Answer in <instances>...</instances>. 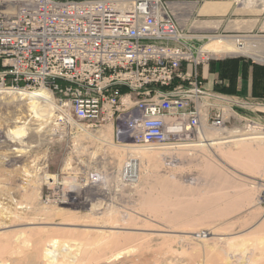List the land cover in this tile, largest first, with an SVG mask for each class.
Instances as JSON below:
<instances>
[{"label": "rangeland", "instance_id": "obj_1", "mask_svg": "<svg viewBox=\"0 0 264 264\" xmlns=\"http://www.w3.org/2000/svg\"><path fill=\"white\" fill-rule=\"evenodd\" d=\"M164 1L171 9L183 6L173 12L185 31L224 37L219 46L208 43L209 50L222 48L224 56L206 67L211 74L222 63L221 75L231 77L240 62L264 72V63L249 55L227 54L264 39V12L241 13L239 0ZM226 5V13L217 12ZM199 22L220 23L215 30L199 31L194 29ZM258 47L264 54V42ZM221 75L206 78L204 89L225 88L219 93L245 99L231 94L235 77L225 87ZM7 91L0 93V264H264L263 143L241 155L238 144L158 151L159 166L148 175L142 172L138 186L121 178L127 157L113 130L108 134L109 124L86 130L59 115L31 116L35 99L3 96ZM46 106L56 112L42 101L35 108ZM237 113L226 131H245L251 121L264 127V108ZM203 135L202 129L185 139ZM93 173L107 177L108 187H92ZM230 243L244 249L231 251Z\"/></svg>", "mask_w": 264, "mask_h": 264}, {"label": "built area", "instance_id": "obj_2", "mask_svg": "<svg viewBox=\"0 0 264 264\" xmlns=\"http://www.w3.org/2000/svg\"><path fill=\"white\" fill-rule=\"evenodd\" d=\"M217 38L182 29L164 0L0 2V91L45 89L62 121L109 124L119 144L159 148L264 108L204 89L203 71L223 57L208 49Z\"/></svg>", "mask_w": 264, "mask_h": 264}, {"label": "bare ground", "instance_id": "obj_3", "mask_svg": "<svg viewBox=\"0 0 264 264\" xmlns=\"http://www.w3.org/2000/svg\"><path fill=\"white\" fill-rule=\"evenodd\" d=\"M5 1L8 3V5L10 7H14L11 4H9V3L22 2L24 4V3L30 2L32 0H5ZM216 4H218V3H216ZM222 4H224V3H222ZM239 4L241 6L239 8V11L241 13L260 15V14H262L264 12V0H239ZM173 6L174 7H172V8H174L175 11H179V10L183 9L182 8L183 6L182 7H180V6L177 7L175 5H173ZM224 6L225 5H223V7ZM227 6L228 5H226V8L224 10H221V11L219 10L217 12L218 13L219 12L220 13L223 12V14H224V12L226 13L228 11V7ZM212 10H208V11L206 10L205 14L206 13H208V14L211 13ZM214 12H215V10H214ZM215 14H216V12H215ZM254 22H256V21H254ZM219 23L199 22V23H197V25H195L194 29L195 30H199V31H201V30H206V31L207 30H215V29L219 28ZM235 24H236V22H235ZM255 24L256 23H254L253 25H255ZM239 26H241V25H239ZM229 27H231V26H229ZM221 41H222L221 38H217V41L213 42L212 45L215 46V44H216L217 46H219V43H221ZM243 42H246V40L245 41L243 40ZM249 42H248V44L251 43L252 46H247V47H245V49H241L242 52L239 53V52H237L236 49H234V51H231V49H230L227 54H230V55H233V54H236V55L245 54V55H249L250 57L254 58L259 63H264V54H263L262 51H260V48L258 47V46L261 45V43L264 42V39H257L256 38V42H254V41H251L250 43ZM208 48H209V46H208ZM232 48H234V47H232ZM219 50L220 51H218V49L215 50V49L212 48L211 52H216V53L222 54L221 52L223 51V49L221 48ZM0 93H5V91H0ZM6 93L7 94L6 95L4 94L3 96L10 97V98L17 97L20 101L35 99L34 101H32L29 104L28 113H30L31 116L34 114V112L36 114H39V115L40 114L41 115L42 114H48V117H50V118L51 117L55 118L56 115L57 116L59 115L56 112H53L52 110H51L52 111L51 112L47 106L44 109H42V111H36L37 109L35 107H37V105L39 104V101L51 104V105L54 106L53 110L56 109V105L54 103V99H53L52 94L49 91L45 90V89H38V90H35V91L20 90V91H17V92L8 90ZM59 116H58V118H61ZM48 117H46V118H48ZM108 126L109 127L107 128V132L109 134V132H111L113 129H112L111 125H108ZM200 130H202V129H200ZM203 130H204L203 137L198 139V140H196V141L188 142L187 139H186L185 141H181V142H177V143H170L167 146H162V147H159V148H151V147L150 148H148V147L140 148V147H136V146H133V145H123V144L117 145V146H120L123 149L122 155L127 157V161L125 162V164H123V168H121V172H120L122 180L125 181L126 183H129V184H135V185L136 184L137 185L140 184L141 173L142 172H144L145 175H148L151 170H153L157 166H159V161L161 160V154L158 151H161L162 154H166V153H168V154L169 153H173L174 154L175 152H180V151H183V149L190 148V147H202L203 146V148H209L211 146L210 144H213L214 147L215 146L216 147L217 146H219V147L220 146L221 147L225 146L223 148H226V145L230 146V145L238 144V151L239 152H237L236 154L241 155V154H244V153H248L251 150V147L253 145L256 146V144H262V143L264 144V127L260 126L259 124H257L256 122H253V121H251V123H249L247 130L244 129L245 131H239V132L236 131L235 132V131H229V130L226 131V130H222V129H214L216 131H219V132L221 131L222 132V133H214V131H211L213 129L208 128V127H204ZM238 130H241V129H238ZM86 134L88 136L92 137V135L89 134L88 132H86ZM48 135H49V132H48ZM217 137H219V138H217ZM100 140L103 143H105V144H106V141H109L108 139H104V138H103V140L102 139H100ZM207 140H210L211 143H209V141H207ZM215 141H216V143H215ZM110 144H112L111 141H110ZM262 152L264 153L263 149H262ZM251 156L252 155H250V157ZM129 160H133L132 162H134V163L136 162L135 163V167H134V164H132V165L128 164ZM100 177L101 178H100L99 182L98 183H94V185L92 187L98 188V189H99V187H102V186H103V188L108 187L107 186V177H105L104 175H100ZM132 177H136V178H132ZM54 178H55L54 176H47V180L50 181V183L52 181H54ZM68 191L70 193L74 192V190H70V189H68ZM94 197H96V195ZM92 200H93V198H92ZM92 200H90V201H92ZM96 205L97 204H94V206H92V207L95 208ZM23 238L25 240L26 236H24ZM230 244H231L230 245L231 246V251H239V249L241 250L244 247V244H240V245L239 244L235 245L234 243H230Z\"/></svg>", "mask_w": 264, "mask_h": 264}, {"label": "crops", "instance_id": "obj_4", "mask_svg": "<svg viewBox=\"0 0 264 264\" xmlns=\"http://www.w3.org/2000/svg\"><path fill=\"white\" fill-rule=\"evenodd\" d=\"M172 10L174 9L172 8ZM234 69H233V76L231 75V77L228 78L224 77L222 79L225 87L230 85V83H232L233 78L235 77L234 80L237 83V87L235 91H233L231 94L240 95L245 99H252L253 101L256 102L260 101L263 102L262 104H264V91H263L264 89L262 90L260 87L261 84H264V72L262 73L258 72L257 69L254 68L253 66L244 65L241 62L239 64H236ZM219 71H220V64L217 65V70H215V73L211 74L209 72V68L205 69L203 71V76L209 79L213 76L218 77ZM255 83H256V88H254Z\"/></svg>", "mask_w": 264, "mask_h": 264}, {"label": "trees", "instance_id": "obj_5", "mask_svg": "<svg viewBox=\"0 0 264 264\" xmlns=\"http://www.w3.org/2000/svg\"><path fill=\"white\" fill-rule=\"evenodd\" d=\"M219 64H220V71H219V74L221 75V74H222V73H221V72H222V63H219ZM215 70H216V68H215V67H213V68L211 69V72H212V73H214V72H215ZM220 78H221V79H223V78H224V76H222V75H221V77H220ZM254 88H256V83H255V86H254ZM220 91H221V92H226V91H227V89H225V88H224L223 90H220ZM220 91H219V92H220Z\"/></svg>", "mask_w": 264, "mask_h": 264}]
</instances>
